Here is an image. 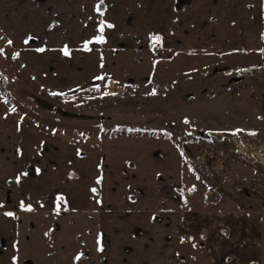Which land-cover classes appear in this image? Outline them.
Returning a JSON list of instances; mask_svg holds the SVG:
<instances>
[{"label": "rangeland", "instance_id": "obj_1", "mask_svg": "<svg viewBox=\"0 0 264 264\" xmlns=\"http://www.w3.org/2000/svg\"><path fill=\"white\" fill-rule=\"evenodd\" d=\"M223 2L214 0L212 8L228 10L229 3ZM98 3L85 2L88 36L95 22L93 13H97L96 7L92 13V6ZM249 3L253 9L264 11V0ZM230 5L242 7L238 0ZM187 11L168 17L166 31L149 39L135 30L119 35L110 28L106 35L111 34L113 40L109 43L105 39L102 49L90 45V50L74 51L67 59L57 52L23 51L16 55L18 51L0 34V91L10 96L6 103L9 109L19 107L16 114L21 121L66 141L97 145L114 126L149 129V136L156 139L150 148L158 145V140H168L181 154L178 185L184 207L239 211L259 229L264 246V165L251 151L259 149L264 158V51L253 49V45L242 48L236 41L237 33L223 32L224 17L212 22L207 34L202 25H196L195 30L193 5ZM123 24L128 26L125 19ZM155 36L161 37L159 43L153 40ZM32 74L38 84H26ZM98 76L105 79L97 80ZM69 83L72 88L60 92L50 88ZM45 91L72 97L65 103L67 100L62 102ZM34 94L50 98L73 114L62 117L59 114L66 115L62 109L57 113L37 108ZM19 101L22 104L15 106ZM211 135L218 140H204ZM127 149L120 147L121 154L127 151L128 156ZM138 150L134 147L132 153ZM125 182L117 176L113 183L118 190L114 196L117 203L124 189L119 187ZM52 215L30 216L32 223H25L26 231L18 243L17 264H94L99 260L103 236L98 233L92 241L97 235L94 214L80 221L78 214L54 211ZM197 240L187 241L180 248L182 264H208Z\"/></svg>", "mask_w": 264, "mask_h": 264}, {"label": "crops", "instance_id": "obj_2", "mask_svg": "<svg viewBox=\"0 0 264 264\" xmlns=\"http://www.w3.org/2000/svg\"><path fill=\"white\" fill-rule=\"evenodd\" d=\"M182 1L104 0L103 15L97 11L93 13V7H96L93 4L95 22L88 36L85 30L86 0H0V34L7 43L12 41L8 45L18 51L19 56L23 51L40 53L37 49L43 48V52H57L67 59L74 51H84L85 43L94 41L100 35L98 28L101 21L113 25L112 28L119 35L135 30L149 39L154 34L166 31L168 17H173L175 12L181 14L193 5L195 30L196 25H202L207 34L212 22L224 17L222 24L226 25V30L223 27V32L231 35L237 33L239 36L235 38L242 48L253 45L255 50H264V11L247 5L256 0H238L242 3L241 8L230 5L235 0H217L229 3L226 11L214 10V0ZM108 29L105 27L103 36L110 43L113 39H110L111 34L107 39ZM132 40L134 42L135 39ZM90 45H94L95 50L103 47V43L92 42ZM65 46L70 53L68 56L62 51ZM97 67L100 69V60ZM70 83L50 88L60 92L72 88ZM106 137L101 138L96 147L78 146L21 121L0 98V208H4L6 191L11 189L13 200L18 195L28 194L35 198L44 197L47 204L52 206L55 195L62 193L69 209L90 211L96 205L89 187L99 174L100 203L110 208L109 213L103 208L99 215L101 230L109 237V244L100 255L106 259L104 264H177L174 251L162 246V230L160 222L156 221V214L163 208L178 206L171 189L179 184L181 176L179 149L165 139L158 140L159 144L152 149L149 146L156 139L149 135ZM46 145L52 148L51 151L46 149ZM120 147H128L129 155L126 156L127 151L121 154ZM134 147L140 149L135 154L132 153ZM78 148L85 152V156H77ZM155 158H159L161 164ZM31 164L36 165L35 177L28 173ZM116 170L119 171L118 175ZM74 172H78L80 177L74 184L66 186L67 174ZM117 176L126 180L119 187L124 188L119 200L121 203L114 199L118 194L113 187ZM132 194L135 195L134 199L129 198ZM133 200L137 202L131 203ZM178 214L172 212L167 215L172 227L177 224ZM188 218L193 221V232L207 234L210 264H264L261 233L245 214L233 210L193 211ZM222 225L228 226L225 236L219 231ZM13 228V216L0 218V237L12 240ZM136 230L141 231L140 236L135 235ZM240 241L243 245H239ZM128 246L131 250L127 249ZM228 252H233L232 261L225 263L223 257ZM8 256L7 253H0V264L7 263Z\"/></svg>", "mask_w": 264, "mask_h": 264}, {"label": "flooded vegetation", "instance_id": "obj_3", "mask_svg": "<svg viewBox=\"0 0 264 264\" xmlns=\"http://www.w3.org/2000/svg\"><path fill=\"white\" fill-rule=\"evenodd\" d=\"M178 1H179V3L183 2L182 0H178ZM101 10L102 11L105 10L104 4L101 5ZM30 77L33 79V82H31V83L36 84L37 83L36 77L34 75H30ZM42 88H44V87L42 86ZM45 92H49V94L56 93L54 91H45ZM57 96L61 100H64L62 102H65V100H67L65 103L69 102L68 99L72 97V96H66L64 94H59V93ZM43 97L44 96H39L38 94H36V95L34 94L33 100L35 101L37 108L46 109V110H49L52 112H57L58 109H62V110H64V112L66 114V115L59 114L62 117H71V114H73V112L66 110V109H63L62 107L58 106L57 104L55 105L54 102L52 100H50V98L46 97L47 98L46 99ZM0 98H1V96H0ZM16 107H18V106H16ZM18 109H19V107H18ZM14 113H17V110ZM71 143H74L78 146L84 145V144H81L80 142H78V143L77 142H71ZM98 144L97 145L93 144V145H91V147L99 146ZM46 149L51 151L52 148L50 146L46 145ZM77 156L83 157V156H85V152L81 148H78ZM156 156H158V155H156ZM35 170H36V165L31 164L29 166V169H28V173L31 177H35V175L37 174L35 172ZM79 177H80V175L78 172L77 173L74 172L73 174H70V175L67 174L66 186H68L69 184H71V185L74 184L75 180H78ZM98 179H100L99 174L97 175V177L94 179V181L92 182V184L89 187V189L91 191L93 188L96 189L95 193L92 191L93 192L92 198H93L94 204L96 205V208L92 209L90 211H85V210L84 211H77V210L69 209L65 195L62 193H57L54 197L52 206L51 205L49 206L47 204L48 201L46 198H44V197L35 198V197H31V195H28V194L18 195L13 200L12 190L7 189L5 206H4V208H0V218L2 216L6 215V213H9V212L13 213L12 216H13L14 228H13V239L12 240H9L7 237H0V253L1 254L7 253L9 255L8 261L5 264H17L15 257H16V251H17L18 243H19V241H21L22 236L24 235L23 234L24 230L26 231L25 227L27 225H25V223H27L28 226L31 225V223H32L30 216L33 215V216H37V217H43V216L47 217L50 215L52 217L53 216L52 214L54 213V211H56L58 213L59 212L60 213H66L67 212V213H70L71 215L78 214V217H77L78 221H80L81 218H85V215H87V214L88 215L94 214L95 219H96L94 231L97 233V235L96 234L93 235L92 241L93 240L96 241V238L98 237V233H100V235L103 236V239L100 240V241H103V245L100 246V251H99L100 255H101L104 248L106 246H108V244H109V239H108L109 237L107 236V233H105V231L103 232L101 230L102 227L100 225L99 215L101 216L103 208L105 211H108L107 213H109L110 208H108V207L105 208L100 203V195H101L100 184H101V181H100V183H97ZM171 190L174 192L173 200L177 201L178 209H177V207L171 208V209L170 208L169 209L163 208L161 210H158V212L156 214L157 215L156 221L160 222V227L162 230L161 231L162 246L168 250L172 249L174 251L175 258L177 259V264H182V260L184 257H183V254L181 253L180 248L182 246H185L184 244H186L187 241L192 242L194 240V238H197L198 239L197 244H198V246H200L201 248L204 249V255H205L204 257L207 259L208 264H209L210 258L208 256V253L210 251L207 250L208 249L207 248V234L204 232H201V231H197L196 233L193 232V223H192L193 221L189 220V218H188V216L193 215V211L194 212H199V211L193 210L190 208L188 209V208L184 207V204H182L181 201H179L180 200L179 198L182 195L180 190H179V185L173 186ZM58 197H62L63 199L58 201ZM134 197H135V195H133V194L129 196L130 199H134ZM22 203L24 205L23 208L21 207ZM58 204H59V211H57V205ZM29 206L32 209L31 211L26 210ZM172 212L177 213V214L180 213V217L177 220V224L174 225V227H172L170 219L167 218V215L172 213ZM82 224H83V227L85 229L86 224L84 222ZM198 226L196 227L197 229L199 228ZM227 227L228 226L222 225V228L219 229L220 233L223 236L227 235V231H228ZM79 229H82V227L79 226ZM85 233H87V232H85ZM138 234H141V231L136 230L135 235L139 236ZM90 236L88 238L89 240H90ZM242 241H240L239 245H243ZM85 242H86V239L83 238L81 240V243L84 245ZM127 249L131 250V247L128 246ZM90 254H91V251H90ZM232 257H233V252H228L224 255L223 261L225 263H230L232 261ZM105 261H106V259L104 257L99 256V260L94 261V264H104ZM251 264H257V263L252 262Z\"/></svg>", "mask_w": 264, "mask_h": 264}, {"label": "snow or ice", "instance_id": "obj_4", "mask_svg": "<svg viewBox=\"0 0 264 264\" xmlns=\"http://www.w3.org/2000/svg\"><path fill=\"white\" fill-rule=\"evenodd\" d=\"M103 3H104V0H100V2L96 5V11H97L100 15H103V11L101 10V5H103ZM105 27L112 28V27H114V26L111 25V24H105V22L101 21V24H100V26H99V28H98V31H99L100 35H98L97 37H95V38H94V41L86 42L85 45H84L85 50H90V49L88 48L89 43H92V42H95V43H104V42H105V38H104V36H103V32H104ZM29 39H32V37H29ZM153 40H154L156 43H159L160 40H161V37H159V36H155V37H153ZM27 42H28V40L25 41V43H27ZM8 43H9V45H11V44H12V41L9 40ZM37 51L43 52L44 49H43V48H39V49H37ZM62 51H63V54H64L65 56H68V55L70 54V53H69V50H68V48H67V46H65V48H64ZM262 51H264V50H262ZM0 54H3V50H2V49H0ZM16 55H19V54L17 53ZM14 58H15V56H14ZM96 79H97V80H104L105 77H104V76H98V77H96ZM97 90H99V86H97ZM152 94L154 95V94H155V91H153ZM52 95H58V93H52ZM105 95H108V93H105ZM112 95H115V93H112ZM12 111L15 112L16 109H15V108H12ZM185 123H188V121L186 120ZM239 131H241V130H237V132H239ZM252 134L254 135L255 133H252ZM97 183H100V179L97 180ZM92 191L95 193V192H96V189L93 188ZM62 199H63L62 197H58V201H59V200H62ZM21 207H22V208L24 207L23 203L21 204ZM26 210L31 211L32 209H31V207L29 206ZM57 211H59V204L57 205ZM6 215H8V216H12L13 213L9 212V213H6ZM202 238H203V237H202ZM81 255H82V254H81ZM76 259L79 260V259H80V256L78 255V256L76 257Z\"/></svg>", "mask_w": 264, "mask_h": 264}, {"label": "trees", "instance_id": "obj_5", "mask_svg": "<svg viewBox=\"0 0 264 264\" xmlns=\"http://www.w3.org/2000/svg\"><path fill=\"white\" fill-rule=\"evenodd\" d=\"M17 73H19V71H17L16 74H15L18 77ZM25 82H26V84H30L31 82H33V79L31 77H27ZM40 88L43 89L42 87H40ZM0 96H1V98L3 99V101L5 103H8V98L10 96L6 95L2 91H0ZM14 103H15V106H16V104H20L22 102L19 101V102H14ZM13 108L16 109V107H13ZM10 110L12 111V107L10 108ZM101 129L105 130V128L102 127V126H101ZM107 130H109L111 136H119V135H140V136L146 135L147 136V135L151 134L149 129H146L145 127H142V126H139V127H125V128H121L119 126H114V127H111V128H109ZM204 140L210 141V142H214V141H216L218 139L214 135H211L210 137H204ZM191 168L193 169V165H191Z\"/></svg>", "mask_w": 264, "mask_h": 264}, {"label": "bare ground", "instance_id": "obj_6", "mask_svg": "<svg viewBox=\"0 0 264 264\" xmlns=\"http://www.w3.org/2000/svg\"><path fill=\"white\" fill-rule=\"evenodd\" d=\"M251 151L255 155V158H257L264 165V158L261 157V155L259 154L260 150L259 149H251Z\"/></svg>", "mask_w": 264, "mask_h": 264}]
</instances>
